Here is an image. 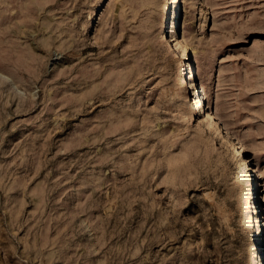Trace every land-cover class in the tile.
Listing matches in <instances>:
<instances>
[{"label":"rangeland","instance_id":"rangeland-1","mask_svg":"<svg viewBox=\"0 0 264 264\" xmlns=\"http://www.w3.org/2000/svg\"><path fill=\"white\" fill-rule=\"evenodd\" d=\"M262 190L264 0H0V264H264Z\"/></svg>","mask_w":264,"mask_h":264},{"label":"bare ground","instance_id":"bare-ground-1","mask_svg":"<svg viewBox=\"0 0 264 264\" xmlns=\"http://www.w3.org/2000/svg\"><path fill=\"white\" fill-rule=\"evenodd\" d=\"M190 77H191V79H193V81H194V77H193V75L191 74L190 75ZM193 77V78H192ZM202 91H204V89L202 88ZM192 95H199V92H198V90L195 88V89H193V94ZM196 106L194 107V109H195V113H198L199 111H198V108H202V112H203V119H206L207 121H212L213 120V115H212V112H210L209 110H204L203 109V106H202V104H201V100H200V98L198 99V100H196ZM214 124H215V126L214 127H212V129L214 130V129H218V128H220L219 126H218V121H214ZM221 136L222 137H225L224 136V134H221ZM235 147L237 148L238 147V144L236 143L235 144ZM237 150V149H236ZM260 192V191H259ZM264 192V190H262V193ZM263 197H261V199H262ZM260 199V198H259ZM264 211V210H263ZM264 218V217H263ZM260 219H259V217H257L256 218V221H257V224H259L258 223V221H259Z\"/></svg>","mask_w":264,"mask_h":264}]
</instances>
